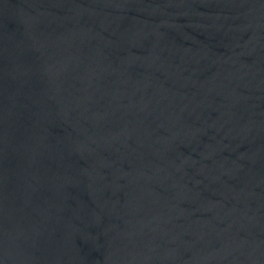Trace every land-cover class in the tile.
<instances>
[{"label":"water","instance_id":"1","mask_svg":"<svg viewBox=\"0 0 264 264\" xmlns=\"http://www.w3.org/2000/svg\"><path fill=\"white\" fill-rule=\"evenodd\" d=\"M0 264H264V0H0Z\"/></svg>","mask_w":264,"mask_h":264}]
</instances>
